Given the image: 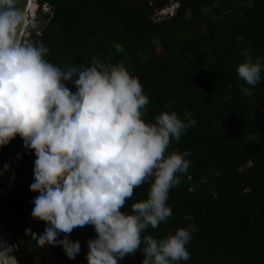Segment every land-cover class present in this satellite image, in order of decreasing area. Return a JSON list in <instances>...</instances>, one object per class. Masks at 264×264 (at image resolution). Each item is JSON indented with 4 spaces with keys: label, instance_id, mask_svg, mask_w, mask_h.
Returning a JSON list of instances; mask_svg holds the SVG:
<instances>
[{
    "label": "trees",
    "instance_id": "obj_1",
    "mask_svg": "<svg viewBox=\"0 0 264 264\" xmlns=\"http://www.w3.org/2000/svg\"><path fill=\"white\" fill-rule=\"evenodd\" d=\"M171 1L178 5L175 14L155 22V10L169 3L37 0L54 13L48 19L39 12L44 25L28 43L46 45L49 62L62 69L92 56L123 62L149 98L146 123L175 111L188 125L165 153L190 152L187 172L169 192L172 215L142 235L160 239L194 225L197 231L186 246L191 258L180 264H264V73L252 96L241 91L250 86L237 73L246 50L264 63V0ZM116 44L122 52H116ZM35 159L19 136L0 149V172L10 164L0 175V224L12 235L9 225L16 221L30 248L26 259L20 242L11 240L16 258L20 264H87L93 226L70 234L81 244L75 260L61 246L39 249L25 233L28 228L39 233L44 226L31 215L39 195L30 190ZM150 183L134 189L121 211L130 214L134 203L147 199ZM144 258L137 250L118 264H142Z\"/></svg>",
    "mask_w": 264,
    "mask_h": 264
},
{
    "label": "clouds",
    "instance_id": "obj_2",
    "mask_svg": "<svg viewBox=\"0 0 264 264\" xmlns=\"http://www.w3.org/2000/svg\"><path fill=\"white\" fill-rule=\"evenodd\" d=\"M177 7L171 1L153 16L162 11L171 17ZM24 25L15 0H0V149L19 136L36 157L30 190L39 195L31 215L44 226L39 233L26 229L29 240L39 249L61 246L75 260L81 244L70 234L91 225L96 237L87 241V264H118L137 250L145 256L142 264L189 261L186 246L197 231L194 225L160 239L142 235L172 215L169 192L180 184L179 174L187 172L190 152L165 153L188 125L175 111L146 123L149 98L123 62L92 56L62 69L47 59L46 45L21 40ZM115 50L122 52L123 46L116 44ZM243 55L237 73L250 86L241 91L252 96L264 63L247 50ZM9 169L5 163L0 175ZM150 179L147 199L134 203L130 214L122 212L134 189ZM0 264L18 261L0 253Z\"/></svg>",
    "mask_w": 264,
    "mask_h": 264
},
{
    "label": "built area",
    "instance_id": "obj_3",
    "mask_svg": "<svg viewBox=\"0 0 264 264\" xmlns=\"http://www.w3.org/2000/svg\"><path fill=\"white\" fill-rule=\"evenodd\" d=\"M32 4H34L33 14L30 17L27 16V14L30 12V8H31L29 5V9L26 12V16H25V25H24L23 33L21 35V40L25 43H28V40L30 39L32 32L34 31L33 28H31L30 31H27V29H29V27H30V23L32 22V25H34V19H37L38 16L41 17V14L46 15L48 17V19H51L53 16V13H54V9L47 4H43L40 6V5H38L37 0H33ZM39 12H41L40 15H38ZM163 14L164 13H162V11H158L156 16H155V22H159V21L163 20L165 18V16ZM35 31L37 34H40V30L39 31L35 30Z\"/></svg>",
    "mask_w": 264,
    "mask_h": 264
},
{
    "label": "water",
    "instance_id": "obj_4",
    "mask_svg": "<svg viewBox=\"0 0 264 264\" xmlns=\"http://www.w3.org/2000/svg\"><path fill=\"white\" fill-rule=\"evenodd\" d=\"M30 1L31 0H15V10L20 14H24L25 17L26 12L29 9ZM9 249H11V251H9ZM0 253H7L8 255L16 257L15 246L13 245V242L9 239V237L4 233L1 224H0ZM18 264L20 263L18 262Z\"/></svg>",
    "mask_w": 264,
    "mask_h": 264
},
{
    "label": "rangeland",
    "instance_id": "obj_5",
    "mask_svg": "<svg viewBox=\"0 0 264 264\" xmlns=\"http://www.w3.org/2000/svg\"><path fill=\"white\" fill-rule=\"evenodd\" d=\"M159 7H161V6H159ZM31 25H32V22L30 23V27H29V29H27V31H30L31 28H33L34 30L39 31L43 27L44 24H43V22H41V20L34 19V25H32V26ZM9 227H10L9 228L10 231L12 232V235L7 234L5 229H4V233L7 236H9L10 240L14 239V240H18L20 242L22 253L27 259V257H29V255H30V248H29L28 241H26V239H25L23 233L20 231L19 225H17L16 221L11 222Z\"/></svg>",
    "mask_w": 264,
    "mask_h": 264
},
{
    "label": "bare ground",
    "instance_id": "obj_6",
    "mask_svg": "<svg viewBox=\"0 0 264 264\" xmlns=\"http://www.w3.org/2000/svg\"><path fill=\"white\" fill-rule=\"evenodd\" d=\"M33 3V0L30 1V12L27 14L28 17H30L32 14H33V11H34V4Z\"/></svg>",
    "mask_w": 264,
    "mask_h": 264
},
{
    "label": "flooded vegetation",
    "instance_id": "obj_7",
    "mask_svg": "<svg viewBox=\"0 0 264 264\" xmlns=\"http://www.w3.org/2000/svg\"><path fill=\"white\" fill-rule=\"evenodd\" d=\"M169 1L171 2V0H156V2H158L159 5H161V6H162V4H166L167 5L169 3Z\"/></svg>",
    "mask_w": 264,
    "mask_h": 264
}]
</instances>
